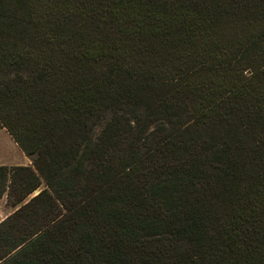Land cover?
Segmentation results:
<instances>
[{"label": "trees", "instance_id": "1", "mask_svg": "<svg viewBox=\"0 0 264 264\" xmlns=\"http://www.w3.org/2000/svg\"><path fill=\"white\" fill-rule=\"evenodd\" d=\"M0 128V264H264V0H0Z\"/></svg>", "mask_w": 264, "mask_h": 264}, {"label": "rangeland", "instance_id": "2", "mask_svg": "<svg viewBox=\"0 0 264 264\" xmlns=\"http://www.w3.org/2000/svg\"><path fill=\"white\" fill-rule=\"evenodd\" d=\"M0 165L6 167L29 166V159L23 155L7 132L0 128ZM15 210L6 202V195L0 198V222Z\"/></svg>", "mask_w": 264, "mask_h": 264}, {"label": "water", "instance_id": "3", "mask_svg": "<svg viewBox=\"0 0 264 264\" xmlns=\"http://www.w3.org/2000/svg\"><path fill=\"white\" fill-rule=\"evenodd\" d=\"M34 195L37 193V190L33 191Z\"/></svg>", "mask_w": 264, "mask_h": 264}]
</instances>
